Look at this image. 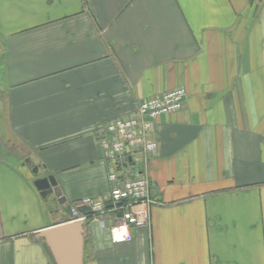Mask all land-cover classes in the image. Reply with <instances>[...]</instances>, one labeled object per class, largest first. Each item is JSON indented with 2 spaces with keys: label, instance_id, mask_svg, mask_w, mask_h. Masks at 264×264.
Listing matches in <instances>:
<instances>
[{
  "label": "crops",
  "instance_id": "0c3cea01",
  "mask_svg": "<svg viewBox=\"0 0 264 264\" xmlns=\"http://www.w3.org/2000/svg\"><path fill=\"white\" fill-rule=\"evenodd\" d=\"M179 87L138 162L149 224L87 221L84 264H264V0H0V264H54L35 234L108 195L104 125Z\"/></svg>",
  "mask_w": 264,
  "mask_h": 264
},
{
  "label": "built area",
  "instance_id": "2783aa9c",
  "mask_svg": "<svg viewBox=\"0 0 264 264\" xmlns=\"http://www.w3.org/2000/svg\"><path fill=\"white\" fill-rule=\"evenodd\" d=\"M186 95L183 87L155 95L139 102L131 115L104 125L100 143L107 153L109 193L105 198H83L69 206L71 220L96 221L113 242L129 240L132 229L149 224V207L157 201L150 196L148 178L138 162L157 149L149 136L153 120L179 111Z\"/></svg>",
  "mask_w": 264,
  "mask_h": 264
},
{
  "label": "water",
  "instance_id": "95a60500",
  "mask_svg": "<svg viewBox=\"0 0 264 264\" xmlns=\"http://www.w3.org/2000/svg\"><path fill=\"white\" fill-rule=\"evenodd\" d=\"M36 171V168H34ZM41 197L52 194L58 203L64 201L56 180L49 175L34 180ZM86 226L83 221H64L46 227L35 234L48 248L54 264H84L83 246Z\"/></svg>",
  "mask_w": 264,
  "mask_h": 264
},
{
  "label": "rangeland",
  "instance_id": "374dc122",
  "mask_svg": "<svg viewBox=\"0 0 264 264\" xmlns=\"http://www.w3.org/2000/svg\"><path fill=\"white\" fill-rule=\"evenodd\" d=\"M56 207V203L53 202L52 200H49L45 203V209L46 210H53ZM60 216V214L58 215V217ZM56 217L55 219H53L54 223H61V221H64L63 218L60 220V218ZM70 219L67 218V220Z\"/></svg>",
  "mask_w": 264,
  "mask_h": 264
}]
</instances>
